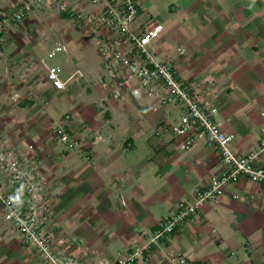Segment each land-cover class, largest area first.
Listing matches in <instances>:
<instances>
[{
  "label": "crops",
  "instance_id": "obj_1",
  "mask_svg": "<svg viewBox=\"0 0 264 264\" xmlns=\"http://www.w3.org/2000/svg\"><path fill=\"white\" fill-rule=\"evenodd\" d=\"M19 1L0 0V15ZM47 13L50 18L37 26L34 8L23 27L6 35L0 152L26 161L30 179L42 180L35 202L60 262L113 264L151 242L160 222L175 217L180 203L209 184L223 163L214 141L178 147L183 137L173 126L185 111L180 102L165 105L147 92L135 98L136 81L112 97L113 79L99 48V59L90 56L86 35L64 23L62 13ZM56 16L62 21L53 22ZM155 24H163L151 44L156 55L174 64L176 78L206 109L217 108L212 118L234 134L233 151L257 149L264 111V0H143L134 28L143 32ZM47 40L67 44L65 88L47 78L39 55ZM68 114L66 130L81 149L67 148L50 129L51 121ZM255 166L264 167V153ZM9 182L0 166V187ZM31 200L27 191L20 196L24 206ZM148 248L146 260L129 264H164L167 252H182L190 264H264V185L242 177ZM0 264H51L23 241L1 204Z\"/></svg>",
  "mask_w": 264,
  "mask_h": 264
},
{
  "label": "built area",
  "instance_id": "obj_2",
  "mask_svg": "<svg viewBox=\"0 0 264 264\" xmlns=\"http://www.w3.org/2000/svg\"><path fill=\"white\" fill-rule=\"evenodd\" d=\"M54 1L56 0H23L13 12L0 19V56L3 55V47L7 42L6 34L2 33L24 20L42 2ZM90 2L94 5L91 12L93 20L90 21L91 24H86V27L92 29V35L98 42L99 53L113 79L110 95L115 98L121 97L128 84L136 81L137 85L132 88L135 98L147 92L157 94L161 103L165 105L180 102L184 105L185 111L179 122L173 126L178 136L183 137V140L178 142V147L188 149L203 140L214 141L223 163L222 169L211 176L209 184L197 187L189 200L180 203V211L175 217L165 218L160 222L161 228L151 242H158L166 233L173 232L186 218L195 216L204 205L217 202L227 186L238 183L242 177L264 185V167L255 166V160L264 153V111L261 112L263 124L257 149L246 155L236 154L231 147L234 134L224 131L221 123L212 118V113L216 112L217 108L209 106L206 109L203 100L196 93L190 92L189 87L176 78L174 64L169 60L160 59L152 48L151 44L160 36L163 24H155L143 32L134 28L143 7V0H90ZM65 8L66 2L60 1L58 11L63 12ZM80 16L82 14H79ZM79 25L83 28L85 24ZM82 30H85V27ZM62 51H66L65 40L58 43L48 55L53 57ZM47 78L55 88L62 89L66 86L67 80L63 79L59 66H47ZM71 119L72 115L68 114L63 119L53 120L50 129L60 136L67 148L81 149L79 142L70 138L66 130V124ZM24 165V161L0 152V166L5 168L10 181L8 188L0 187V204L5 218L19 229L23 241L38 248L51 260V264H76L74 260L60 262L52 253L50 238L43 226L44 217L42 218L40 207L35 202L36 185L29 182V174ZM26 191L31 194L32 200L30 204L24 206L20 196ZM151 242L113 264H129L136 258L146 260L145 251L149 249ZM163 261L164 264H190L182 252H167Z\"/></svg>",
  "mask_w": 264,
  "mask_h": 264
},
{
  "label": "rangeland",
  "instance_id": "obj_3",
  "mask_svg": "<svg viewBox=\"0 0 264 264\" xmlns=\"http://www.w3.org/2000/svg\"><path fill=\"white\" fill-rule=\"evenodd\" d=\"M23 0H20L19 2H17L16 6L14 7V9L18 6V4H20ZM60 1H65L66 2V8L63 9V12L58 11L57 6L59 4ZM93 4L90 2V0H56L54 2H42L40 4V6H36L35 8H38V15H35V22L37 24V26H41L43 23L46 22L47 18H50L51 14L47 13V10L49 9L50 13H52V15L56 12V13H67L65 15H63V18H65L64 23L66 22H70V24L72 25V27H74L73 29H77L82 31L80 33L85 34L86 38L85 41H87V52H90L89 55L93 56L97 59H99V54H98V42L96 41V37H94L92 34L93 32L91 31V28H87L86 24H91L90 21L93 20V17L91 15L92 12V8H93ZM14 9H5V13H2L0 15V19L5 16L6 14H9L11 12H13ZM69 10V12L67 11ZM32 12V11H31ZM30 12V13H31ZM29 13V14H30ZM29 14L27 15V17L24 19L26 20L29 16ZM79 14H82V16L79 17ZM57 17V16H56ZM95 18V17H94ZM81 19V20H80ZM24 20L18 22L15 24L16 25L20 24L25 25L24 23L22 24L21 22H24ZM62 20H59L57 17V20H53V22L55 23H59ZM85 24V30H82L83 28L79 25V24ZM51 25V23L49 24ZM11 27L8 31L3 32L2 34H6L8 35L9 31L13 28ZM25 27V26H24ZM77 39V38H76ZM58 43H62L61 41H59ZM55 40H47V42L44 44L42 43L39 55L40 58H43L44 63L47 66H51V65H55V66H59L60 69H62V66H64V64H66V62L69 59V53H65L68 52L67 51V47H66V51H62V52H57L53 57H49V52L51 50H54L55 48ZM65 46H67V44L65 43ZM11 157L14 158V156L11 155ZM25 165H26V161H24ZM29 174V172H28ZM31 176L29 174V182L35 184L37 187L35 188L34 192L37 194L36 198L39 197V193H38V189L41 187L39 183L42 184V180H39V182H36L37 180L34 178V180L30 179Z\"/></svg>",
  "mask_w": 264,
  "mask_h": 264
},
{
  "label": "trees",
  "instance_id": "obj_4",
  "mask_svg": "<svg viewBox=\"0 0 264 264\" xmlns=\"http://www.w3.org/2000/svg\"><path fill=\"white\" fill-rule=\"evenodd\" d=\"M65 14H67V13H63V15H65Z\"/></svg>",
  "mask_w": 264,
  "mask_h": 264
}]
</instances>
